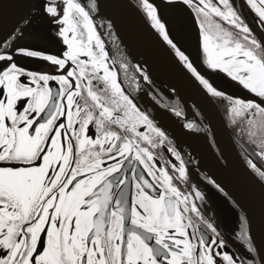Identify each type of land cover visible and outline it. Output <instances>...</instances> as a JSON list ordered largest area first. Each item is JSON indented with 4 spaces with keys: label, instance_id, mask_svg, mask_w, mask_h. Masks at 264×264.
<instances>
[{
    "label": "snow or ice",
    "instance_id": "obj_1",
    "mask_svg": "<svg viewBox=\"0 0 264 264\" xmlns=\"http://www.w3.org/2000/svg\"><path fill=\"white\" fill-rule=\"evenodd\" d=\"M0 264H264V0H0Z\"/></svg>",
    "mask_w": 264,
    "mask_h": 264
},
{
    "label": "water",
    "instance_id": "obj_2",
    "mask_svg": "<svg viewBox=\"0 0 264 264\" xmlns=\"http://www.w3.org/2000/svg\"><path fill=\"white\" fill-rule=\"evenodd\" d=\"M7 15L9 22H11L16 17V10L14 8H9ZM158 82L164 86L177 84L178 92L182 98L180 101L185 105L191 102L198 103L203 117L207 122L211 120V123L215 128L220 147L224 151L225 155L232 161V168L227 173L231 184L242 192L251 193L252 189L248 185L242 172L240 153L235 142L233 141L231 130L225 126V117L217 103L214 101L213 97L209 99L207 97L195 95L193 89L190 86L178 82L174 74L170 72H163L161 79L158 80Z\"/></svg>",
    "mask_w": 264,
    "mask_h": 264
},
{
    "label": "flooded vegetation",
    "instance_id": "obj_3",
    "mask_svg": "<svg viewBox=\"0 0 264 264\" xmlns=\"http://www.w3.org/2000/svg\"><path fill=\"white\" fill-rule=\"evenodd\" d=\"M157 87H159L162 91L165 92V94L167 95V87L162 85L160 82L156 81ZM219 87H224L222 84L218 83ZM214 101L217 103L218 107L220 108L221 112L223 113L224 117L226 115V111H227V104L225 101L213 97ZM178 103H180L181 106H185L186 105L184 103H182L181 101H178ZM202 122L207 123L206 119L203 117H201ZM231 130V135L233 138V141L236 144V147L240 153V155L247 149L248 151H251V147L245 142V140L238 136L236 134L237 130L233 129V128H229ZM209 201L208 203L211 205V208L213 210H215L217 218L221 221V222H225L228 218L226 217L225 214V210H226V205L222 199V197H220L219 194L214 193L212 190H209Z\"/></svg>",
    "mask_w": 264,
    "mask_h": 264
}]
</instances>
